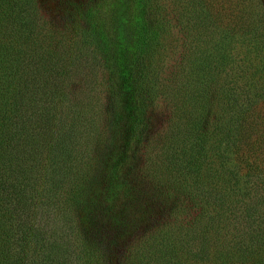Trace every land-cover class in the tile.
Listing matches in <instances>:
<instances>
[{"label": "trees", "instance_id": "16d2710c", "mask_svg": "<svg viewBox=\"0 0 264 264\" xmlns=\"http://www.w3.org/2000/svg\"><path fill=\"white\" fill-rule=\"evenodd\" d=\"M71 3L106 71L102 114L78 98L65 30L37 0H0V264H264V0L188 1L212 39L173 94L164 219L126 244L158 33L150 0Z\"/></svg>", "mask_w": 264, "mask_h": 264}, {"label": "rangeland", "instance_id": "374dc122", "mask_svg": "<svg viewBox=\"0 0 264 264\" xmlns=\"http://www.w3.org/2000/svg\"><path fill=\"white\" fill-rule=\"evenodd\" d=\"M71 1V4H80L83 8L94 0H37V16L49 21V26L65 30L72 42L73 54L78 56L79 67L73 77L78 98L92 106L96 115L102 114L106 101V71L88 39L84 24L72 11ZM188 1L150 0V20L158 36L148 72L152 86L147 110L148 128L144 147L132 159L125 173L128 185L134 186L139 199L125 204L127 208L123 217L127 220V226L117 237L119 243L126 244L137 238L145 228L161 225L166 213L164 209L162 214L161 202L169 204L163 195L165 187L161 188V153L165 150L161 149V144L172 123L176 122L174 112L178 104L173 94L178 88L183 89L190 77L189 66L194 57V47L202 50L209 46L212 39L210 28L204 31L194 26V18H191L193 8L188 6ZM197 31L200 39L196 37ZM197 40L200 41L195 44ZM168 175L164 171L163 178ZM153 183L157 186L156 190L151 189L150 184ZM171 195L175 196V202L176 192H171ZM179 197L181 199V195Z\"/></svg>", "mask_w": 264, "mask_h": 264}]
</instances>
